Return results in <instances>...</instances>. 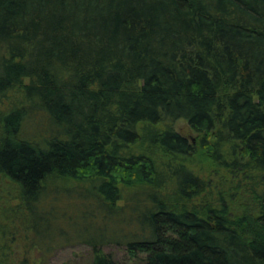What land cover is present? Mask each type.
I'll return each mask as SVG.
<instances>
[{"label": "trees", "instance_id": "obj_1", "mask_svg": "<svg viewBox=\"0 0 264 264\" xmlns=\"http://www.w3.org/2000/svg\"><path fill=\"white\" fill-rule=\"evenodd\" d=\"M1 177L0 264H264V0H0Z\"/></svg>", "mask_w": 264, "mask_h": 264}, {"label": "rangeland", "instance_id": "obj_2", "mask_svg": "<svg viewBox=\"0 0 264 264\" xmlns=\"http://www.w3.org/2000/svg\"><path fill=\"white\" fill-rule=\"evenodd\" d=\"M175 127L181 132L189 135L196 140L197 132L194 131L190 125L188 124L185 118H179L174 122ZM212 168V166H211ZM206 174V173H205ZM230 177L228 173L222 170V173L214 174L212 176V181L217 182L219 184L222 183L223 180L226 181ZM228 186V185H227ZM227 186H221L220 189H224V194L229 199L230 203L232 199H236V203L240 205V202L244 201V197L242 196L244 190H240V194L237 196H231L228 193ZM230 187V186H228ZM216 188V187H215ZM8 192H14L13 186L7 182L3 177L0 178V215L1 209L7 205L9 200ZM235 205V204H234ZM1 218V217H0ZM20 242V241H19ZM107 252L111 253L119 264H136V260H130L128 258V254L125 250V247L119 244L111 243L105 246L104 248ZM91 257V249L87 244L82 243H71L58 246L55 250H53L52 254H50L46 259V263L44 264H89Z\"/></svg>", "mask_w": 264, "mask_h": 264}]
</instances>
